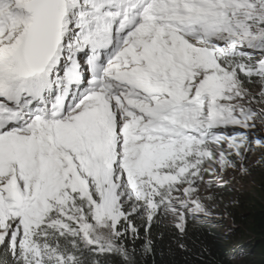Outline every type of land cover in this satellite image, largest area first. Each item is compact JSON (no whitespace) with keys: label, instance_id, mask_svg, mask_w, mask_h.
<instances>
[{"label":"snow or ice","instance_id":"6c2138e0","mask_svg":"<svg viewBox=\"0 0 264 264\" xmlns=\"http://www.w3.org/2000/svg\"><path fill=\"white\" fill-rule=\"evenodd\" d=\"M253 151L264 0H0V264H138Z\"/></svg>","mask_w":264,"mask_h":264},{"label":"trees","instance_id":"16d2710c","mask_svg":"<svg viewBox=\"0 0 264 264\" xmlns=\"http://www.w3.org/2000/svg\"><path fill=\"white\" fill-rule=\"evenodd\" d=\"M259 165L264 169V164ZM251 191V195L234 193L232 205L236 209L228 207L230 219L248 229L240 244H230L226 233L230 226H221L219 221L189 218L184 236L166 221H158L150 233L153 251H138V264H239L241 260H246V264H264V179L255 180ZM144 236L141 228V238L135 243L138 250ZM179 243L185 248L181 249Z\"/></svg>","mask_w":264,"mask_h":264},{"label":"rangeland","instance_id":"374dc122","mask_svg":"<svg viewBox=\"0 0 264 264\" xmlns=\"http://www.w3.org/2000/svg\"><path fill=\"white\" fill-rule=\"evenodd\" d=\"M259 134L260 133L257 132L253 135L258 136ZM258 156H260V153L257 151H253L248 155L246 166L249 168V173L247 175L241 176L238 172H229L225 177V179L229 181L228 185L224 188L216 190L217 196L214 201V207L212 210L214 212V217L217 218L208 220L215 222L219 221V223L221 222V226H230L226 233L230 240V244L233 245H238L241 243V241L248 235V229L243 223L230 219L228 207L233 206V209H236L234 205H232V195L234 193H247L248 195H251V187L254 184L255 180L264 179V169L259 165L257 161H255ZM233 176L235 177V179H232ZM244 261L246 260L239 261V264H246V262Z\"/></svg>","mask_w":264,"mask_h":264}]
</instances>
